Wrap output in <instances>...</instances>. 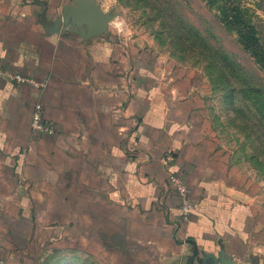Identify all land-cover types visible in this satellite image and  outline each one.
I'll list each match as a JSON object with an SVG mask.
<instances>
[{"label": "crops", "instance_id": "0c3cea01", "mask_svg": "<svg viewBox=\"0 0 264 264\" xmlns=\"http://www.w3.org/2000/svg\"><path fill=\"white\" fill-rule=\"evenodd\" d=\"M69 5L0 0V241L3 225L22 226L19 194L29 192L32 225L41 209L50 225H80L81 255L203 264L213 253L249 264L264 250V217L257 202L223 195L229 158L194 120V90L174 75L166 92L154 58L110 22L96 37L86 24L59 25ZM37 104L53 133L34 132ZM171 175L190 191L188 220Z\"/></svg>", "mask_w": 264, "mask_h": 264}, {"label": "rangeland", "instance_id": "374dc122", "mask_svg": "<svg viewBox=\"0 0 264 264\" xmlns=\"http://www.w3.org/2000/svg\"><path fill=\"white\" fill-rule=\"evenodd\" d=\"M95 1L121 37L135 40L154 58L166 92H172L176 75L182 76L181 88L194 90V120L211 131L218 151L225 149L229 158V190L223 195L242 204L257 202L264 217V69L241 42L245 29L235 20L241 14L264 46V0ZM19 196L29 207L22 226H2L1 234L9 237L0 241V264H125L122 257L113 262L81 255V226L50 225L44 209L41 225H32L31 194ZM17 234L21 239L12 241ZM256 252L248 263L264 264V250Z\"/></svg>", "mask_w": 264, "mask_h": 264}, {"label": "water", "instance_id": "95a60500", "mask_svg": "<svg viewBox=\"0 0 264 264\" xmlns=\"http://www.w3.org/2000/svg\"><path fill=\"white\" fill-rule=\"evenodd\" d=\"M76 6L69 5L65 9V16L59 21V25L63 22L74 21L78 25H88L90 34L93 37L103 35L109 30L110 18L104 13L100 5L95 0H73ZM75 13V16H72ZM192 263V262H191ZM203 264H236L235 261L222 255L220 257L213 253L205 255Z\"/></svg>", "mask_w": 264, "mask_h": 264}, {"label": "built area", "instance_id": "2783aa9c", "mask_svg": "<svg viewBox=\"0 0 264 264\" xmlns=\"http://www.w3.org/2000/svg\"><path fill=\"white\" fill-rule=\"evenodd\" d=\"M4 75L20 83H24V82L34 83L32 80H26L22 78L20 75L11 74L8 72H4ZM42 111H43L42 105L37 104L33 113V120H32L33 130L35 133L38 134H43V135L51 134L55 131V127L53 126V124L48 123L44 120ZM170 180L174 184L182 200L183 219L188 220L192 210V198L190 191L182 178L177 177L175 175H171Z\"/></svg>", "mask_w": 264, "mask_h": 264}, {"label": "trees", "instance_id": "16d2710c", "mask_svg": "<svg viewBox=\"0 0 264 264\" xmlns=\"http://www.w3.org/2000/svg\"><path fill=\"white\" fill-rule=\"evenodd\" d=\"M235 18V20H238V23L245 29L241 31V42L247 50L251 51L252 55L264 69V46L261 45V41L257 37L258 31L254 26H250L247 22H244L241 14H236ZM233 20L234 19L231 17V21Z\"/></svg>", "mask_w": 264, "mask_h": 264}]
</instances>
